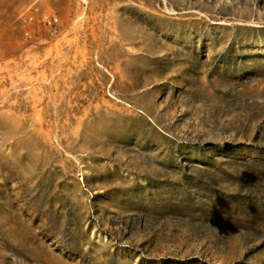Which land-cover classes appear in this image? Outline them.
Returning <instances> with one entry per match:
<instances>
[{"label": "rangeland", "instance_id": "obj_1", "mask_svg": "<svg viewBox=\"0 0 264 264\" xmlns=\"http://www.w3.org/2000/svg\"><path fill=\"white\" fill-rule=\"evenodd\" d=\"M0 264H264V0H0Z\"/></svg>", "mask_w": 264, "mask_h": 264}]
</instances>
